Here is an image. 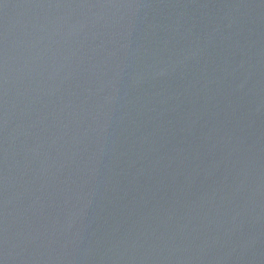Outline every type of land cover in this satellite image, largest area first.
<instances>
[{
    "label": "water",
    "instance_id": "obj_1",
    "mask_svg": "<svg viewBox=\"0 0 264 264\" xmlns=\"http://www.w3.org/2000/svg\"><path fill=\"white\" fill-rule=\"evenodd\" d=\"M0 264H264V0H0Z\"/></svg>",
    "mask_w": 264,
    "mask_h": 264
}]
</instances>
